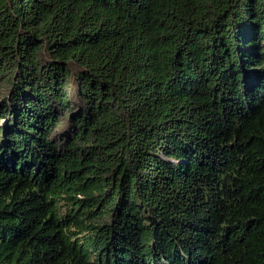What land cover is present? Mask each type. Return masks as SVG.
I'll return each mask as SVG.
<instances>
[{
	"label": "trees",
	"instance_id": "trees-1",
	"mask_svg": "<svg viewBox=\"0 0 264 264\" xmlns=\"http://www.w3.org/2000/svg\"><path fill=\"white\" fill-rule=\"evenodd\" d=\"M0 264H264V0H0Z\"/></svg>",
	"mask_w": 264,
	"mask_h": 264
},
{
	"label": "rangeland",
	"instance_id": "rangeland-1",
	"mask_svg": "<svg viewBox=\"0 0 264 264\" xmlns=\"http://www.w3.org/2000/svg\"><path fill=\"white\" fill-rule=\"evenodd\" d=\"M5 120V117L0 120V122H3Z\"/></svg>",
	"mask_w": 264,
	"mask_h": 264
}]
</instances>
